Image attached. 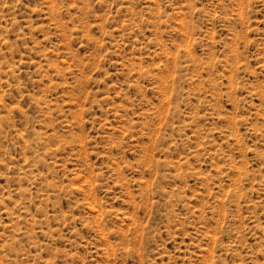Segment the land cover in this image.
<instances>
[{"label": "rangeland", "instance_id": "374dc122", "mask_svg": "<svg viewBox=\"0 0 264 264\" xmlns=\"http://www.w3.org/2000/svg\"><path fill=\"white\" fill-rule=\"evenodd\" d=\"M0 264H264V0H0Z\"/></svg>", "mask_w": 264, "mask_h": 264}]
</instances>
